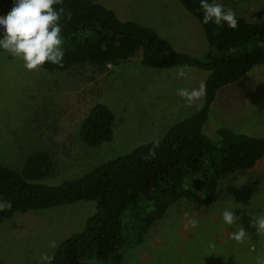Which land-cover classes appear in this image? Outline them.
<instances>
[{
    "label": "rangeland",
    "instance_id": "obj_1",
    "mask_svg": "<svg viewBox=\"0 0 264 264\" xmlns=\"http://www.w3.org/2000/svg\"><path fill=\"white\" fill-rule=\"evenodd\" d=\"M122 20L152 27L179 51L202 57L209 47L200 23L177 0H99ZM249 20L264 0H219ZM140 52L116 65H76L66 71H28L0 51V163L19 170L33 150H46L53 171L42 182L59 184L135 146L163 137L175 123L195 113L204 95L191 101L178 89L198 90L208 71L196 67L151 68ZM184 72L178 77V72ZM100 101L113 111V138L87 146L78 138L81 120ZM264 138V65L218 89L203 132L216 139L219 127ZM233 209L227 226L222 213ZM95 200H79L27 212L0 222V264H48L58 245L84 228ZM264 156L244 173L224 177L213 205L187 199L172 203L142 244L125 252L121 264H264ZM195 220L193 227L191 221ZM243 231L238 241L233 233Z\"/></svg>",
    "mask_w": 264,
    "mask_h": 264
},
{
    "label": "trees",
    "instance_id": "obj_2",
    "mask_svg": "<svg viewBox=\"0 0 264 264\" xmlns=\"http://www.w3.org/2000/svg\"><path fill=\"white\" fill-rule=\"evenodd\" d=\"M177 1L202 27L209 47L202 57L177 50L152 27L119 19L99 0H61L55 6L62 9L64 56L60 65L45 63L42 68L49 72L82 64L116 65L140 52L143 66L196 67L208 75L203 103L195 113L173 124L162 138L76 178L43 183L54 168L46 150L26 154L19 170L0 163V200L11 203L10 209L0 211V222L19 211L96 201L84 228L63 240L48 264H121L125 252L143 243L172 203L184 198L213 205L224 177L244 173L264 156V138L226 126L217 129L215 140L203 132L218 89L264 65V7L254 20L234 13L238 26L231 29L227 24H203L201 0ZM12 6V0H0V16H7ZM114 119L108 105L94 102L79 124V140L87 146L111 141ZM223 255V264H228L230 255Z\"/></svg>",
    "mask_w": 264,
    "mask_h": 264
},
{
    "label": "clouds",
    "instance_id": "obj_3",
    "mask_svg": "<svg viewBox=\"0 0 264 264\" xmlns=\"http://www.w3.org/2000/svg\"><path fill=\"white\" fill-rule=\"evenodd\" d=\"M61 0H12V8L7 16H0V51H4L23 62L28 71L38 70L45 63L60 65L63 60V41L61 38L62 9L56 5ZM202 23L216 24L236 29L238 26L235 14L226 10L219 0H201ZM184 72L177 73L183 77ZM206 85L201 83L198 90L189 92L178 89V95L191 101L193 98L204 95ZM158 144V142H157ZM154 155V152H153ZM11 208V203L0 200V211ZM223 223L231 226L236 222L233 209H225L222 213ZM193 227L196 221H191ZM264 228V219L259 221ZM233 238L240 240L244 235L241 230L233 233Z\"/></svg>",
    "mask_w": 264,
    "mask_h": 264
}]
</instances>
